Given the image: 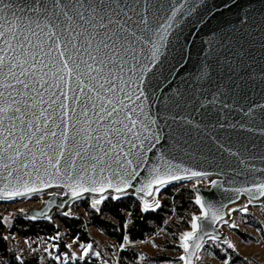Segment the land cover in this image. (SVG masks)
<instances>
[{
    "label": "snow or ice",
    "instance_id": "obj_1",
    "mask_svg": "<svg viewBox=\"0 0 264 264\" xmlns=\"http://www.w3.org/2000/svg\"><path fill=\"white\" fill-rule=\"evenodd\" d=\"M163 7L158 0H31L25 11L15 0H0V178L8 182L0 192L22 196L39 191L28 182L33 177L51 187L43 174L71 181L66 186L73 196L82 194L78 189L153 196L154 184L159 193L182 178L179 172L189 178L207 175L169 165L153 169V178L139 189L129 182L139 174L143 154L161 138L152 130L156 120L144 113L143 105L178 11L154 26ZM193 11L195 6L188 15ZM174 106L179 108L180 102ZM172 120L177 129L193 123L179 113ZM236 191L246 192L250 202L264 198V182ZM107 198L102 196L95 204ZM196 203L205 209L199 198ZM150 209L145 200L142 210ZM237 210L230 209L229 214ZM243 211L247 213V205ZM218 212L205 210L202 217L192 218L193 231L182 237L184 264H191L197 253L190 249H200L205 236L219 239L198 223L224 219ZM78 247H83L81 258L89 257L91 244ZM56 251L54 261L61 264L76 258L74 252L60 253L58 245Z\"/></svg>",
    "mask_w": 264,
    "mask_h": 264
},
{
    "label": "water",
    "instance_id": "obj_2",
    "mask_svg": "<svg viewBox=\"0 0 264 264\" xmlns=\"http://www.w3.org/2000/svg\"><path fill=\"white\" fill-rule=\"evenodd\" d=\"M158 2L164 7L158 13L160 19L153 20L154 26L172 19L171 11L178 9L168 47L152 70L156 75L147 87L148 98L143 105L144 113L156 120L152 130L160 132L161 138L151 151L143 154V161L138 164L139 174L129 182L139 189L153 178V169L163 170L169 165L207 175L189 178L188 174L179 172L182 178L161 187L159 193L155 191L159 186L154 184L153 196L133 193V189H128V193L133 194L111 195L78 189L82 194L73 196L66 186L71 181L42 174L43 180H50L51 187L33 177L28 182L39 191L21 189L26 191L22 196L0 192V201L15 203L42 197L39 208L21 210L16 219L45 223L54 214H64L77 203L96 201L102 196L108 197L102 202L134 198L143 207L147 200L155 209L167 190L203 180L205 186L194 188L195 201L199 198L205 204V209H201L196 203L200 211L198 217H202L205 210L211 213L218 209V217L222 215L224 219L198 221L219 237L212 240L205 236L200 241V249H190L197 253L191 257V264H198L197 257L209 242L229 241L224 227L230 224L235 212L243 210L245 205L248 208L264 205V198L250 202L246 192L236 191L264 182V0ZM15 3L27 11L31 0H15ZM193 6L195 11L188 15V9ZM177 100L179 108L174 106ZM177 113L192 120V125L177 129V122L172 120ZM181 132L183 134H179ZM7 183L0 178V189ZM116 195L121 198L115 199ZM208 205H212V209ZM230 209L238 210L229 214ZM224 220L229 223L225 224ZM186 255L183 249L181 256Z\"/></svg>",
    "mask_w": 264,
    "mask_h": 264
},
{
    "label": "rangeland",
    "instance_id": "obj_3",
    "mask_svg": "<svg viewBox=\"0 0 264 264\" xmlns=\"http://www.w3.org/2000/svg\"><path fill=\"white\" fill-rule=\"evenodd\" d=\"M205 185L206 182L200 180L190 184L173 187L171 191L177 194L184 188L194 190L197 186ZM165 198L166 196L164 194L160 196L159 205H161L162 200ZM42 200V197H36L15 203L0 201V217L4 219L6 224L11 225L16 219V214L19 211L39 208ZM87 202L92 206L95 205L93 208L96 210H100L104 203L95 204V201H84L72 206V208L66 212L67 215H65V213L54 214L49 222L55 224L56 228L61 229L56 236H51L49 238L40 236L37 239L31 240L13 236V247L17 255L21 259L37 258L41 264H61L60 261H54V257L57 255L56 245H58L60 253L74 252L76 254L75 259L70 258L65 261L64 264H79L86 259H89L90 262L96 259L98 264H120L121 253L129 248H135L142 252L138 260L139 264H143L146 258H164V261H157L153 264H182L180 260L183 253L182 237L185 233L190 231L185 230L183 234L179 235V241H175L174 235L183 228V225H181L182 220L177 219L175 215L167 219L168 223L175 225L172 228L173 233L165 229H159L156 235L148 237L145 242L130 243L127 239L122 246L113 242L102 232L96 230V228L88 227L87 232L92 239V244L90 243L92 245V251L89 252V257L81 258L83 247H78V245L86 247L89 244H81L77 240L71 239L68 236V231L61 226L59 216L80 217L83 215L85 219H87L84 210V204ZM199 214L200 213L196 211L192 212L193 217L199 216ZM231 224H235L236 227H231ZM258 225H260L261 228H259ZM224 232L229 241L227 243L209 242L200 254L198 264H229L228 260L223 262L217 258V250L222 253H225L226 250H230L246 260L248 264H264V205L260 207H249L247 213L243 210L235 212L231 216L230 224L224 227ZM57 237L58 239H56ZM68 244L72 245L71 249L65 247ZM229 244H232L234 248H229ZM95 252L100 253L99 257L94 255Z\"/></svg>",
    "mask_w": 264,
    "mask_h": 264
},
{
    "label": "trees",
    "instance_id": "obj_4",
    "mask_svg": "<svg viewBox=\"0 0 264 264\" xmlns=\"http://www.w3.org/2000/svg\"><path fill=\"white\" fill-rule=\"evenodd\" d=\"M164 195L166 198L162 200L160 207L147 212L142 210V204L136 199L127 198L120 201L108 200L103 203L100 210H96L87 202L84 204L87 219L81 215L80 217L59 216V220L61 226L68 231V236L81 244H92L87 228L94 227L122 246L127 239L130 243L145 242L148 237L156 235L159 229L173 233L172 228L175 225L168 223L167 219L175 215L177 219L182 220L181 225H183V228L174 235L175 241H179V235L185 230L191 232L192 212L200 213L194 190L184 188L174 194L170 189ZM258 227L261 228L260 225ZM60 231L61 229L50 222L32 223L25 219H15L11 225H8L0 217V264H41L37 258L21 259L14 250L12 237L18 236L25 240L37 239L40 236L49 238L56 236ZM216 254L220 261L228 260L229 264H248L246 260L230 250H226L225 253L217 250ZM141 255L142 252L135 248L124 250L121 253L120 264H139ZM157 261H164V258H146L143 264H153ZM91 262L86 259L79 264H98L96 259Z\"/></svg>",
    "mask_w": 264,
    "mask_h": 264
}]
</instances>
